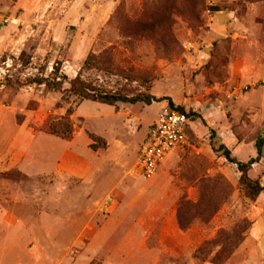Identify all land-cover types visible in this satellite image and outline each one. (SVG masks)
<instances>
[{
    "label": "rangeland",
    "instance_id": "1",
    "mask_svg": "<svg viewBox=\"0 0 264 264\" xmlns=\"http://www.w3.org/2000/svg\"><path fill=\"white\" fill-rule=\"evenodd\" d=\"M51 72L170 99L193 116L187 145L142 178L167 100L136 114L1 86L0 264H211L218 246L195 253L220 233L242 237L222 264H264V190L246 199L216 151L247 162L264 134V0H0V81ZM66 120L70 138L49 133ZM248 176L264 188V147Z\"/></svg>",
    "mask_w": 264,
    "mask_h": 264
},
{
    "label": "trees",
    "instance_id": "2",
    "mask_svg": "<svg viewBox=\"0 0 264 264\" xmlns=\"http://www.w3.org/2000/svg\"><path fill=\"white\" fill-rule=\"evenodd\" d=\"M213 11L218 12L219 10L216 8ZM87 62L90 63V59L87 60ZM65 84L68 85L67 88H64ZM1 86H5L15 90L27 86H42L49 91L72 95L79 98L80 100H86L101 105H106L109 107H118V105L130 106L132 108V112L136 114L139 113L141 105L148 107L151 106L153 103H158L167 100L169 108L171 110L178 111L184 114L189 122L193 117L189 113H186L182 108L174 107L172 101L167 98H154L149 95L125 97L119 94H107L93 87L92 85L80 80L78 77L74 78L73 80L67 81L65 77H59L54 72H51L46 77H27L23 80L6 78L4 81H0V87ZM48 131L50 134L57 135L64 139H68L72 135V127L68 120L64 122H55L54 124L48 127ZM263 147L264 134L262 136L257 137L254 144L256 152L255 156L250 158L247 162H240L233 158L231 156L230 151L224 146H219L216 150L217 152H220L229 163L237 166V169L241 174L239 179L240 189L244 194V197L250 201H254L264 190V188L260 185L257 180H252L248 176V173L251 170L252 166L260 161ZM215 212L216 209H214L213 213ZM179 226L181 229H185V227L182 226L180 222ZM241 238L242 237L239 234L229 236L224 233H220L215 240L205 242L202 246L197 249L195 253V259L199 260L200 262H205L210 255L209 253H207L206 249L210 246H218L219 251L213 255L210 260V263L222 264L224 261L230 258L234 250L240 244L242 240Z\"/></svg>",
    "mask_w": 264,
    "mask_h": 264
},
{
    "label": "built area",
    "instance_id": "3",
    "mask_svg": "<svg viewBox=\"0 0 264 264\" xmlns=\"http://www.w3.org/2000/svg\"><path fill=\"white\" fill-rule=\"evenodd\" d=\"M188 125L189 121L184 114L165 109L147 127L135 161L134 169L138 176L150 178L172 153L187 145ZM130 126H134V122Z\"/></svg>",
    "mask_w": 264,
    "mask_h": 264
},
{
    "label": "crops",
    "instance_id": "4",
    "mask_svg": "<svg viewBox=\"0 0 264 264\" xmlns=\"http://www.w3.org/2000/svg\"><path fill=\"white\" fill-rule=\"evenodd\" d=\"M152 123H153V122H152ZM152 123H151V124H152ZM151 124H150V125H151ZM189 124H190V122H189ZM150 125H148V126H150ZM148 126H147V127H148ZM188 126H189V125H188ZM146 129H147V128H146ZM187 129H188V128H187ZM186 132H187V131H186ZM145 135H146V130H145V134H144L143 141H144V139H145ZM143 141H142V142H143ZM141 144H142V143H141Z\"/></svg>",
    "mask_w": 264,
    "mask_h": 264
}]
</instances>
